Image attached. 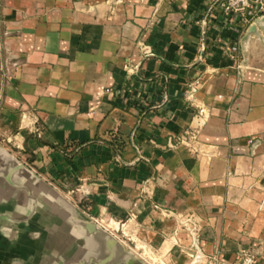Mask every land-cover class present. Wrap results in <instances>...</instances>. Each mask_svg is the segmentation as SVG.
<instances>
[{"label":"crops","instance_id":"obj_1","mask_svg":"<svg viewBox=\"0 0 264 264\" xmlns=\"http://www.w3.org/2000/svg\"><path fill=\"white\" fill-rule=\"evenodd\" d=\"M217 1L0 0V264H264V23Z\"/></svg>","mask_w":264,"mask_h":264},{"label":"built area","instance_id":"obj_2","mask_svg":"<svg viewBox=\"0 0 264 264\" xmlns=\"http://www.w3.org/2000/svg\"><path fill=\"white\" fill-rule=\"evenodd\" d=\"M217 9L219 13L222 15L228 14H239L243 15L246 11H250L252 13L251 17L255 14L261 13L264 11V0H218L216 2ZM142 49L144 53L149 52L145 45H142ZM106 93H110L111 89H106ZM191 137H196V130L191 133ZM116 221L112 218L108 219V224H115ZM181 224L185 227L189 234L195 236L198 231V225L195 221V217L193 214H187L181 220ZM114 226V225H112ZM134 251L140 255L142 258L147 260L149 263H152V258L154 257V252L150 248L142 247L141 245L135 246L133 245ZM256 263V255L245 246H241L238 248L237 257L233 261H229L223 264H255ZM189 264H219L216 258L212 255H202L201 252H196L193 259L189 262Z\"/></svg>","mask_w":264,"mask_h":264},{"label":"water","instance_id":"obj_3","mask_svg":"<svg viewBox=\"0 0 264 264\" xmlns=\"http://www.w3.org/2000/svg\"><path fill=\"white\" fill-rule=\"evenodd\" d=\"M259 23H264V14H260L258 16H256L255 18L252 19L251 23L248 25L247 29H246V33H250V32H254L255 30V26L256 24ZM6 153L11 156L16 162H18V164L22 165L25 167V164L19 159L17 158L12 152H10L7 148H5ZM77 208V206H76ZM82 220L84 222V227L85 228H89V229H93V230H104L101 225L91 216L89 215H84L82 217ZM109 234V233H108ZM114 240L115 237L111 234H109ZM117 241V240H116ZM123 245V244H122ZM126 254L138 257L140 260H142V262H144L145 264H149L147 263L144 259H142L141 257H139L133 250H131V248H128L126 250Z\"/></svg>","mask_w":264,"mask_h":264},{"label":"rangeland","instance_id":"obj_4","mask_svg":"<svg viewBox=\"0 0 264 264\" xmlns=\"http://www.w3.org/2000/svg\"><path fill=\"white\" fill-rule=\"evenodd\" d=\"M260 14H264V11H262L261 13H258V14L253 15V16L251 17V19L255 18L256 16H258V15H260ZM182 218H183V217H182ZM182 218L178 221L177 229H178V230H184L185 232H188V233H189V231H188L185 227H183V225L181 224V220H182ZM115 221H116V220H115ZM105 222L108 223V220H106ZM116 223H117V221H116ZM112 225H115V224H112ZM195 253H196V252H193V253L188 254V256H189V258H190V261L193 259ZM143 259H144V258H143ZM144 260H145V259H144ZM145 261H146L147 263H149L147 260H145ZM190 261H189V262H190Z\"/></svg>","mask_w":264,"mask_h":264}]
</instances>
